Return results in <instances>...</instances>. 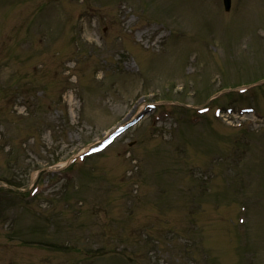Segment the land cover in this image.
Instances as JSON below:
<instances>
[{"label": "rangeland", "instance_id": "obj_1", "mask_svg": "<svg viewBox=\"0 0 264 264\" xmlns=\"http://www.w3.org/2000/svg\"><path fill=\"white\" fill-rule=\"evenodd\" d=\"M0 264H264V0H0Z\"/></svg>", "mask_w": 264, "mask_h": 264}, {"label": "bare ground", "instance_id": "obj_2", "mask_svg": "<svg viewBox=\"0 0 264 264\" xmlns=\"http://www.w3.org/2000/svg\"><path fill=\"white\" fill-rule=\"evenodd\" d=\"M114 141H115V140H113L109 145H111ZM109 145H108V146H109ZM104 149H105V148H104Z\"/></svg>", "mask_w": 264, "mask_h": 264}, {"label": "water", "instance_id": "obj_3", "mask_svg": "<svg viewBox=\"0 0 264 264\" xmlns=\"http://www.w3.org/2000/svg\"><path fill=\"white\" fill-rule=\"evenodd\" d=\"M227 3H228V0H226V6L228 5Z\"/></svg>", "mask_w": 264, "mask_h": 264}]
</instances>
